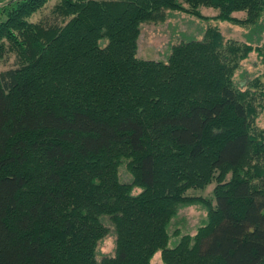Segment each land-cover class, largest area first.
Segmentation results:
<instances>
[{
	"label": "trees",
	"instance_id": "obj_1",
	"mask_svg": "<svg viewBox=\"0 0 264 264\" xmlns=\"http://www.w3.org/2000/svg\"><path fill=\"white\" fill-rule=\"evenodd\" d=\"M47 1L0 4V61L16 59L0 72V264H97L101 215L116 247L99 264H151L157 251L164 264H264V92L232 80L251 47L209 29L166 62L136 57L141 24L166 10L256 23L264 0H60L56 22H28ZM211 183L213 202L187 195ZM192 203L205 223L168 247Z\"/></svg>",
	"mask_w": 264,
	"mask_h": 264
},
{
	"label": "rangeland",
	"instance_id": "obj_2",
	"mask_svg": "<svg viewBox=\"0 0 264 264\" xmlns=\"http://www.w3.org/2000/svg\"><path fill=\"white\" fill-rule=\"evenodd\" d=\"M9 0H0V4ZM60 0H48L47 3L27 20L30 23L51 24L56 22L53 9ZM166 19L163 22H146L140 26V34L137 38L136 57L142 60H154L166 62L170 56L172 47L181 43L205 38L209 29H217L222 37L223 44L234 42L239 45L251 47V51L239 62L233 75V83L238 90L246 91L250 85L253 91L264 92V12L256 23H234L219 18L220 10L212 7H200L199 12L203 18L180 12L178 10H166ZM2 17V16H1ZM231 17L245 21L247 14L244 11L233 12ZM59 21V20H58ZM104 47L106 40L100 42ZM260 50V51H257ZM15 55L8 54L0 61V72L15 67ZM259 80L260 86L253 88L252 84ZM257 89V90H255ZM260 107L254 120V130H264V97L259 98ZM126 161L118 168V179L121 183L130 184L132 175L128 172ZM229 177H227L228 179ZM215 183H211L203 189H191L188 196L201 197L209 202L214 199ZM141 192L138 187H133L131 195ZM207 211L203 205L192 203L178 208L176 216L167 228L170 236L168 247H174L183 235H195L197 229L206 221ZM119 217V216H118ZM99 222L107 234L98 241L95 250L97 264L105 257H112L115 253L116 235L115 223L111 216H99ZM161 251L153 254L151 264H164Z\"/></svg>",
	"mask_w": 264,
	"mask_h": 264
}]
</instances>
